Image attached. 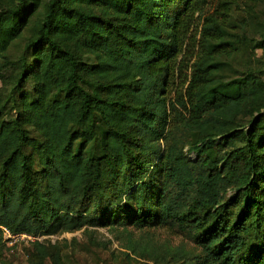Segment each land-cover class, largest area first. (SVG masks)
<instances>
[{
  "label": "trees",
  "instance_id": "obj_1",
  "mask_svg": "<svg viewBox=\"0 0 264 264\" xmlns=\"http://www.w3.org/2000/svg\"><path fill=\"white\" fill-rule=\"evenodd\" d=\"M212 1L0 0V225L123 227L157 263L264 264V59L243 55L238 0ZM29 243L30 264H64L58 243Z\"/></svg>",
  "mask_w": 264,
  "mask_h": 264
},
{
  "label": "rangeland",
  "instance_id": "obj_2",
  "mask_svg": "<svg viewBox=\"0 0 264 264\" xmlns=\"http://www.w3.org/2000/svg\"><path fill=\"white\" fill-rule=\"evenodd\" d=\"M216 4L217 0H213L208 6L206 5L204 11L212 12ZM236 8L235 14H238L240 19L243 16L249 19V22H244L249 26H243V21H241L242 29L238 30L248 41L247 47L242 48V51H245L243 53L244 57L247 58L255 53L256 56L264 59V49L253 47V40L260 38V24L264 23V2L252 3L251 0H238ZM201 17L199 13H196V24L199 29L192 31V34L196 35V43L200 37ZM196 50L198 49L196 48ZM179 62L180 57L175 63L174 77L169 86L168 96L172 99L179 93L184 92L186 87L184 82L185 71L182 68H177ZM261 67H264V65H261ZM182 110L187 111L185 107ZM189 156L195 157V152H190ZM127 230L132 231L134 239L147 234L154 240L163 242L165 246L182 245L187 250L197 251L191 241L169 226L142 231L135 229L133 226H128ZM127 232L123 227L113 228L109 225H100L90 227L86 231L82 229L53 235L43 234L40 235V238L47 244H59L62 249L64 264H161L152 258L134 254L131 250L125 248L124 246L128 243ZM31 249L32 245L30 243L16 242L11 244L6 242V245L1 246L0 253L8 264H30Z\"/></svg>",
  "mask_w": 264,
  "mask_h": 264
},
{
  "label": "built area",
  "instance_id": "obj_3",
  "mask_svg": "<svg viewBox=\"0 0 264 264\" xmlns=\"http://www.w3.org/2000/svg\"><path fill=\"white\" fill-rule=\"evenodd\" d=\"M0 228L3 231V237L7 240L8 243L14 244L16 242L29 243L36 239H40V235H33L25 232L14 233L10 231L7 227L0 225Z\"/></svg>",
  "mask_w": 264,
  "mask_h": 264
}]
</instances>
